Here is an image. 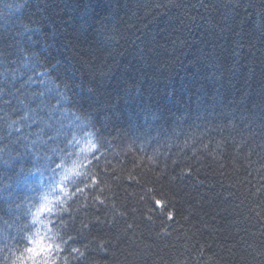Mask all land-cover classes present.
I'll return each mask as SVG.
<instances>
[{"label": "trees", "instance_id": "16d2710c", "mask_svg": "<svg viewBox=\"0 0 264 264\" xmlns=\"http://www.w3.org/2000/svg\"><path fill=\"white\" fill-rule=\"evenodd\" d=\"M84 136L97 159L160 146L177 160L169 234L144 236L157 255L264 264V0H0V264L109 259L93 240L112 232L104 209L73 175ZM60 166L66 191L36 213L25 180Z\"/></svg>", "mask_w": 264, "mask_h": 264}, {"label": "clouds", "instance_id": "9594fccd", "mask_svg": "<svg viewBox=\"0 0 264 264\" xmlns=\"http://www.w3.org/2000/svg\"><path fill=\"white\" fill-rule=\"evenodd\" d=\"M193 144L195 139L190 136L182 143L181 150L192 148L196 155L199 150L193 148ZM76 151L79 167L73 175L95 189L93 199L104 209L103 216L95 217L94 222L98 221L101 228L112 229L102 238H93L98 250L109 256L103 264H175L157 255L144 236L159 238L169 234L167 221L158 220L167 216L170 205L168 197L161 191V182L177 160L169 162L167 152L160 146L139 151L125 147L116 154L119 158L115 163L107 156L96 158L99 146L87 154L79 148ZM197 159L202 157L197 155ZM93 179L95 184H92ZM158 200L164 202L163 209L155 207ZM154 228H160V231H153ZM18 264H35V260L30 253L24 252Z\"/></svg>", "mask_w": 264, "mask_h": 264}, {"label": "rangeland", "instance_id": "374dc122", "mask_svg": "<svg viewBox=\"0 0 264 264\" xmlns=\"http://www.w3.org/2000/svg\"><path fill=\"white\" fill-rule=\"evenodd\" d=\"M76 147L77 149L79 148L81 152L91 151L93 141L88 136L81 137L80 140L76 142ZM59 170V177L56 180L53 179L48 185L43 182V174L40 172H34L25 180V188L27 191L32 194H39L37 200L38 205L34 206L36 213L50 207L51 202L56 200V195L66 191L65 181L71 175L72 168L60 166ZM50 250L49 247L43 244L41 253L48 254Z\"/></svg>", "mask_w": 264, "mask_h": 264}]
</instances>
